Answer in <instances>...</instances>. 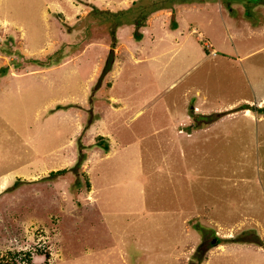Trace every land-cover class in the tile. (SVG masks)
<instances>
[{"label": "rangeland", "instance_id": "rangeland-1", "mask_svg": "<svg viewBox=\"0 0 264 264\" xmlns=\"http://www.w3.org/2000/svg\"><path fill=\"white\" fill-rule=\"evenodd\" d=\"M156 3L0 0V262L264 264V0Z\"/></svg>", "mask_w": 264, "mask_h": 264}, {"label": "trees", "instance_id": "trees-1", "mask_svg": "<svg viewBox=\"0 0 264 264\" xmlns=\"http://www.w3.org/2000/svg\"><path fill=\"white\" fill-rule=\"evenodd\" d=\"M150 1H151V3L153 4L152 6L155 7L156 4H157L156 2H160V1L163 2V1H165V0H160V1H157V0H150ZM161 7H162V6H161ZM124 11H125V10H124ZM140 35H141V34H135V37H136V38H139ZM2 71H4V70H2ZM195 119L198 120L197 117H196ZM103 136H104V135H100V138H103ZM103 147H104V149L107 150V149H108L107 143H104V144H103ZM82 157H83V156H82ZM83 158H84V157H83ZM83 158H81V159L83 160ZM81 159L78 160V162L76 161V167H78V164L81 163V162H80V161H82ZM63 170H64V169H58V170H53V171H56V172H59V173H60V172H63ZM86 182H87V185H89V181L87 180ZM239 241H240V240H239ZM198 251H199V250H198ZM39 252H40V253H44L46 257L49 256V253H48L47 250L42 251V250L40 249ZM26 254L29 256V252H27ZM197 259H198V262L201 260L200 257H197ZM0 264H9V263H8V262H0Z\"/></svg>", "mask_w": 264, "mask_h": 264}, {"label": "crops", "instance_id": "crops-1", "mask_svg": "<svg viewBox=\"0 0 264 264\" xmlns=\"http://www.w3.org/2000/svg\"><path fill=\"white\" fill-rule=\"evenodd\" d=\"M238 243V242H237ZM243 245V244H242ZM263 252V251H262Z\"/></svg>", "mask_w": 264, "mask_h": 264}]
</instances>
